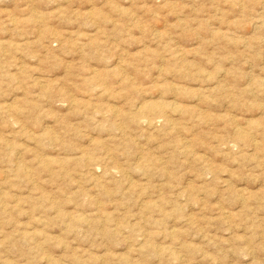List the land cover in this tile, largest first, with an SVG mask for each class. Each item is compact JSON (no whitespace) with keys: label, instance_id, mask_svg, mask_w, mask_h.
I'll return each instance as SVG.
<instances>
[{"label":"rangeland","instance_id":"374dc122","mask_svg":"<svg viewBox=\"0 0 264 264\" xmlns=\"http://www.w3.org/2000/svg\"><path fill=\"white\" fill-rule=\"evenodd\" d=\"M0 264H264V0H0Z\"/></svg>","mask_w":264,"mask_h":264}]
</instances>
